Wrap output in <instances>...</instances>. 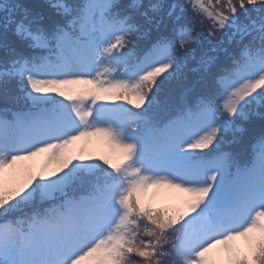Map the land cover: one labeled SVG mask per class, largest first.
I'll list each match as a JSON object with an SVG mask.
<instances>
[{
	"label": "snow or ice",
	"instance_id": "6c2138e0",
	"mask_svg": "<svg viewBox=\"0 0 264 264\" xmlns=\"http://www.w3.org/2000/svg\"><path fill=\"white\" fill-rule=\"evenodd\" d=\"M0 102V264H264V0H0Z\"/></svg>",
	"mask_w": 264,
	"mask_h": 264
},
{
	"label": "rangeland",
	"instance_id": "374dc122",
	"mask_svg": "<svg viewBox=\"0 0 264 264\" xmlns=\"http://www.w3.org/2000/svg\"><path fill=\"white\" fill-rule=\"evenodd\" d=\"M117 103H122L121 101H118ZM107 151L105 146L98 140L93 139L91 143L86 145V155L91 154V155H101L104 154ZM44 159L43 156L37 157L36 158V163L42 162ZM31 163V162H29ZM51 167L55 168L56 165L53 164ZM158 203H164L163 201H158Z\"/></svg>",
	"mask_w": 264,
	"mask_h": 264
},
{
	"label": "trees",
	"instance_id": "16d2710c",
	"mask_svg": "<svg viewBox=\"0 0 264 264\" xmlns=\"http://www.w3.org/2000/svg\"><path fill=\"white\" fill-rule=\"evenodd\" d=\"M258 125V124H257ZM256 125V126H257ZM253 142V138L252 137H248V138H246V140H245V143H244V145H243V150H245L246 152H248L249 154H250V152H251V149L249 148V145H250V143H252ZM237 150L238 151H240L241 149L239 148V147H237Z\"/></svg>",
	"mask_w": 264,
	"mask_h": 264
}]
</instances>
